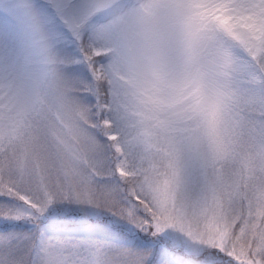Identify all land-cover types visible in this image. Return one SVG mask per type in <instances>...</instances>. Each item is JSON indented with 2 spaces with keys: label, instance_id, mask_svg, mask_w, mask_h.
I'll return each instance as SVG.
<instances>
[{
  "label": "snow or ice",
  "instance_id": "snow-or-ice-1",
  "mask_svg": "<svg viewBox=\"0 0 264 264\" xmlns=\"http://www.w3.org/2000/svg\"><path fill=\"white\" fill-rule=\"evenodd\" d=\"M0 264H264V0H0Z\"/></svg>",
  "mask_w": 264,
  "mask_h": 264
}]
</instances>
